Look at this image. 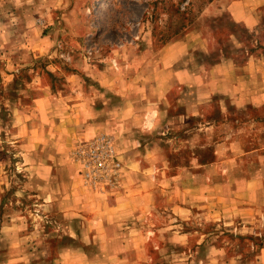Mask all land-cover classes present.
Segmentation results:
<instances>
[{
  "label": "crops",
  "instance_id": "obj_1",
  "mask_svg": "<svg viewBox=\"0 0 264 264\" xmlns=\"http://www.w3.org/2000/svg\"><path fill=\"white\" fill-rule=\"evenodd\" d=\"M10 1L0 0V66L10 69L0 68V89L7 80L16 84L21 78L24 82L22 89L11 84L10 90L20 94L22 103L11 99L7 111L15 122L12 142L22 157L24 187L37 199L41 214L37 215L39 223L32 214V221L25 216L23 221L16 219L15 227H5L7 232L0 228V264H144L151 254L175 256L172 246L177 242L185 248L183 257H188L193 251L185 245L191 233H177L176 227L186 224L193 214L200 215L201 226L208 219L241 224L264 210V173L256 176L249 163L240 172V156L257 149L241 152L235 139H218L211 144L225 146L224 150L215 148L209 161L207 154L201 155L200 160L191 159L189 166L182 167L165 157L158 142L150 141L175 119L162 124L163 105H168L166 87L174 79L166 81L154 65L124 80L89 66L86 86L77 80L78 75H71L67 77L72 81L70 89L67 85L52 90L40 84L33 87V95L32 74L27 72L32 55L46 49V43L31 41L30 33L38 25L34 26L28 12L19 15L7 10ZM15 17L18 21L12 22ZM16 33L20 35L17 42ZM191 80L199 85L188 88L183 112L190 119L192 114L200 115L195 129L202 152L211 145L207 141L211 124L201 118L207 112L208 98L215 93L205 87L207 79L201 75ZM99 132L112 134L117 150L121 147L124 176L115 186L92 188L70 162L69 151L78 141ZM168 141H174L176 151L178 142L171 137ZM36 224L41 231L31 227ZM206 235H201L200 243L207 242ZM155 237L163 243L150 254L149 241ZM204 246L194 250L195 256L219 260L222 252H207V243ZM200 261L209 263L208 259Z\"/></svg>",
  "mask_w": 264,
  "mask_h": 264
},
{
  "label": "rangeland",
  "instance_id": "obj_2",
  "mask_svg": "<svg viewBox=\"0 0 264 264\" xmlns=\"http://www.w3.org/2000/svg\"><path fill=\"white\" fill-rule=\"evenodd\" d=\"M8 3L11 6L7 10L19 15L28 12L34 26L38 25V30L32 29L30 33L31 41L46 43V49L39 53L37 48L36 55H32L31 71L27 72L32 74V90L40 84L52 90L67 85L70 89L72 81L67 77L71 75H78L77 80L86 86L89 66L106 69L124 80L125 76L134 79L143 67L145 70L154 65L155 72L166 81L174 79L166 87L168 105H163L165 115L161 120L165 124L169 118L175 119L168 128L163 126L159 137H150V141L158 142L166 158L170 156L175 166L182 167L189 166L191 159L200 160L201 155L207 154L209 161L211 150L225 149L211 143L229 137L228 141L235 139L241 152L257 149L240 156V172L244 173L249 163L256 176L264 173V0H11ZM10 20L14 22L18 18ZM16 37L15 42L20 40V35ZM174 40H177L175 44ZM3 67L5 72L10 71L6 65L0 66ZM191 75V78L201 75L207 79L205 87L215 93L208 98L207 112L201 118H207L211 124L207 131L211 145L205 153V147L200 152V136L195 129V119L200 115L192 114L190 119L183 112L188 88L199 85L188 78ZM11 84L13 81L7 80L0 89V228L4 232L7 226L15 227L16 219L23 221V216L32 221L33 214L35 223H39L37 215L41 214L35 205L37 199L26 193L23 163L19 160L22 157L12 142L15 122L8 114V105L11 99L22 103V98L13 92L14 88L10 90ZM23 85L19 78L14 87L22 89ZM167 136L178 142L174 146L176 151L172 147L174 141L168 143ZM137 144L134 142V148ZM119 150L116 148L122 156L121 147ZM70 153L71 150L70 162L75 164ZM122 158L119 180L124 176ZM105 187L109 186L102 188ZM199 216L193 214L186 224L176 227L177 233L183 230L191 233L186 250L194 252L199 246L205 248L207 243V252H222L219 260L199 258L193 252L183 257L185 248L178 242L172 246L175 256L157 257L150 250H158L163 242H157L155 237L149 241V247L145 244L151 255L144 264H201V259H208V264H264V210L259 214L257 211L251 222L241 224L208 219L201 226ZM31 227L41 231L39 224ZM205 233L207 242L200 243Z\"/></svg>",
  "mask_w": 264,
  "mask_h": 264
},
{
  "label": "built area",
  "instance_id": "obj_3",
  "mask_svg": "<svg viewBox=\"0 0 264 264\" xmlns=\"http://www.w3.org/2000/svg\"><path fill=\"white\" fill-rule=\"evenodd\" d=\"M70 158L82 181L92 188L115 186L121 178L122 161L110 134L99 133L78 142L71 149Z\"/></svg>",
  "mask_w": 264,
  "mask_h": 264
}]
</instances>
